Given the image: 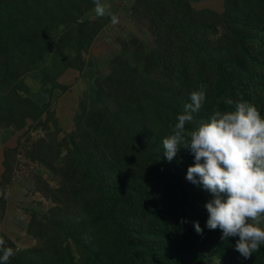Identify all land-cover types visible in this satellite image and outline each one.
Masks as SVG:
<instances>
[{
  "label": "rangeland",
  "instance_id": "374dc122",
  "mask_svg": "<svg viewBox=\"0 0 264 264\" xmlns=\"http://www.w3.org/2000/svg\"><path fill=\"white\" fill-rule=\"evenodd\" d=\"M188 1L198 17L190 46L149 0H108L116 25L93 18V0H0L8 264H264V245L245 259L238 237L206 227L213 197L186 179L194 156L181 148L168 162L162 144L202 85L206 100L187 128L227 110V99L264 117V87L252 83L264 81V0ZM168 34L178 41L168 45ZM116 198L130 238L93 226L100 212L116 216Z\"/></svg>",
  "mask_w": 264,
  "mask_h": 264
},
{
  "label": "clouds",
  "instance_id": "9594fccd",
  "mask_svg": "<svg viewBox=\"0 0 264 264\" xmlns=\"http://www.w3.org/2000/svg\"><path fill=\"white\" fill-rule=\"evenodd\" d=\"M93 4V18L107 16L112 25L119 23L108 0H93ZM189 99L162 140L163 154L168 162L181 148L194 156L186 179L202 185L213 197L205 204L206 227L219 229L225 242L238 237L235 250L250 259L264 245V117L250 102L234 103L227 99V110H216L189 129L186 125L193 122V114L200 111L206 100L204 86L192 91ZM194 226L197 234L202 235L198 221ZM2 245L0 241V264H8L15 253Z\"/></svg>",
  "mask_w": 264,
  "mask_h": 264
},
{
  "label": "trees",
  "instance_id": "16d2710c",
  "mask_svg": "<svg viewBox=\"0 0 264 264\" xmlns=\"http://www.w3.org/2000/svg\"><path fill=\"white\" fill-rule=\"evenodd\" d=\"M149 1H150L151 8H153L155 12L159 13V17H155V19L159 23H164L165 21H167V22H172L173 24V22L175 21V24H174L175 27L185 28L183 31H188L186 34L180 33V35L186 39V45L190 46V44L192 43V36H191L190 30H192L194 26L196 25L198 17L195 16L193 12L191 11L190 3H186L188 0H149ZM191 1L192 0H190V2ZM179 5H181V7ZM176 6H177V10L179 8H182L184 12L180 14V11L182 10L177 11ZM186 6L189 7L190 10L187 9ZM175 10L177 11L175 16H170V15L167 16L166 13H170ZM253 15L254 14L252 13V15H248V16L252 17ZM168 35H169V40H167L168 45L170 43L178 41V39H176L174 35L172 34H168ZM180 43L183 44V41L180 40ZM170 51L172 53L174 50L171 49ZM183 57L189 58L190 56L189 54H183ZM247 57H248L247 53H244L243 59ZM243 59L241 61V65L243 63ZM255 80L252 82L253 84L258 85L261 88L264 87V81L262 79H259L258 82ZM161 84L166 85L165 83H161ZM158 89H161V87H158ZM101 174H103V172H101ZM102 194H106V193L103 192L102 190ZM101 198L106 200L107 196L106 197L102 196ZM104 200H100V203H104L105 202ZM120 201L122 200H119V198H116V200L111 201L113 208L111 209L112 211L110 212L116 214L114 218L112 217L113 214L110 215L108 212H100L98 215H96V217L93 218L94 219L93 226L97 228V231H103V230L108 229L107 230L108 232H106V235L114 231V232H117L119 237L121 236V237L130 238L131 237L130 233L134 229V227H130L129 225L122 224V222L126 220V217H124L122 214L125 203L124 201H122L123 205H121ZM87 205H88V201H87ZM126 206L129 207L128 203H126ZM115 210H117V212ZM95 214L96 213L94 212L93 216ZM145 215L146 214H142V216H145ZM84 216H85L86 223H87L88 219H87L86 213H84ZM106 235L104 236V238L106 237Z\"/></svg>",
  "mask_w": 264,
  "mask_h": 264
}]
</instances>
